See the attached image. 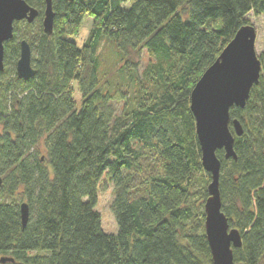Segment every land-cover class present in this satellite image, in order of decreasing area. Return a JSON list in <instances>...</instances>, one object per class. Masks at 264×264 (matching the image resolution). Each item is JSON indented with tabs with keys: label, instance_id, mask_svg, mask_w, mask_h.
Listing matches in <instances>:
<instances>
[{
	"label": "trees",
	"instance_id": "16d2710c",
	"mask_svg": "<svg viewBox=\"0 0 264 264\" xmlns=\"http://www.w3.org/2000/svg\"><path fill=\"white\" fill-rule=\"evenodd\" d=\"M24 1L38 17L15 24L0 72V256L14 260L5 264H213L212 179L191 94L251 25L246 17L264 16V0H52L51 36L46 1ZM86 18L92 29L79 47L73 38ZM24 40L36 71L29 81L16 73ZM259 58V84L245 108L230 110L237 159L217 152L222 212L242 240L235 264L264 259V52ZM105 176L116 234L103 231L96 210Z\"/></svg>",
	"mask_w": 264,
	"mask_h": 264
},
{
	"label": "water",
	"instance_id": "95a60500",
	"mask_svg": "<svg viewBox=\"0 0 264 264\" xmlns=\"http://www.w3.org/2000/svg\"><path fill=\"white\" fill-rule=\"evenodd\" d=\"M45 1L44 33L51 36L55 15L52 0ZM37 17L38 12L24 0H0V72L5 68V44L13 40L15 24L23 21L32 24ZM256 41L255 27L247 25L239 29L191 94L190 109L202 152V166L212 179L208 188L210 197L205 204V234L213 264H235L233 250L242 246L239 231L230 228L222 212L219 189L221 161L217 152L224 151L226 159H237L235 137L230 130V110L233 107L245 108L251 90L259 84L262 64L256 51ZM16 73L24 81L36 75L32 65V49L25 40L20 43ZM233 126L235 135L241 137L244 133L241 124L236 120ZM20 212L23 228H26L29 220L26 203L21 204ZM13 261L6 257L0 259L2 264Z\"/></svg>",
	"mask_w": 264,
	"mask_h": 264
},
{
	"label": "rangeland",
	"instance_id": "374dc122",
	"mask_svg": "<svg viewBox=\"0 0 264 264\" xmlns=\"http://www.w3.org/2000/svg\"><path fill=\"white\" fill-rule=\"evenodd\" d=\"M246 20L250 22V24L255 27L257 32V41H256V51L258 56L260 57L264 52V16H255L253 13L249 14L246 17ZM93 20L91 18H86L82 24L81 30L77 37L73 38L74 42L79 46L82 47L84 42L86 41L87 37L90 34L92 29ZM112 47L108 44H105V47L102 48L103 53L102 57L106 60V65L111 66V53ZM143 65H146L149 61L148 55L145 53L143 55ZM74 87V98L80 105V95L77 92V84H73ZM1 132V129H0ZM114 202V184H112L108 178L105 176L103 177L101 184L99 186L98 191V202L96 210L101 216L102 222V229L106 234H116L118 231V225L116 223L115 216L112 211V204ZM3 256H0V259ZM260 264H264V259Z\"/></svg>",
	"mask_w": 264,
	"mask_h": 264
}]
</instances>
